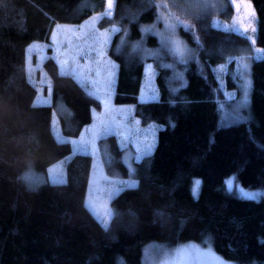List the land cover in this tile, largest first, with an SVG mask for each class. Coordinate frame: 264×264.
<instances>
[{
  "label": "trees",
  "instance_id": "16d2710c",
  "mask_svg": "<svg viewBox=\"0 0 264 264\" xmlns=\"http://www.w3.org/2000/svg\"><path fill=\"white\" fill-rule=\"evenodd\" d=\"M88 1L0 0V264H143L152 245L188 242L212 246L235 264H264V58L251 66L249 117L219 118L213 68L252 45L244 35L216 29L212 15H197L188 0H116L112 16L103 17L102 29L121 32L108 51L117 65L114 103L137 102L145 65L152 63L160 100L138 104L135 117L141 126L163 129L154 151L135 163L138 187L114 198L107 231L85 206L92 157L72 155L69 140L92 123L99 101L73 77L60 75L49 58L43 70L52 101L37 105L26 51L36 42L49 44L55 25L86 20L93 13ZM96 1L103 10L104 0ZM250 1L257 45L264 49V0ZM233 12L228 5L226 13ZM153 26L158 31L145 34ZM138 42L142 48L133 51ZM55 112L68 143L57 142ZM109 141L119 156L116 138ZM61 162L66 181L51 183L49 169ZM26 174L32 183L24 181ZM35 174L43 184L33 190ZM233 174L242 188L263 191L262 199L230 192L226 180Z\"/></svg>",
  "mask_w": 264,
  "mask_h": 264
},
{
  "label": "rangeland",
  "instance_id": "374dc122",
  "mask_svg": "<svg viewBox=\"0 0 264 264\" xmlns=\"http://www.w3.org/2000/svg\"><path fill=\"white\" fill-rule=\"evenodd\" d=\"M87 1V0H86ZM190 8L197 15H212L213 26L227 32L244 35L249 38L252 48L251 52L242 54L239 57H230L224 64L213 68L219 86V97L222 101L221 107L218 110L219 118L226 115V120L238 121L240 118H248L250 111V100L252 86L247 91V102L245 103V81H251V66L255 61L264 58V49L257 45L258 37V22L257 14L253 3L250 0H236L239 8L233 6L232 0H188ZM93 13L82 23L77 25H60L54 26L50 36L49 44L33 43L26 51V71L28 79L37 88L38 96L35 103L37 105L47 106L52 101V82L50 77L43 70V63L51 58L58 66L59 74L62 75V67L60 60L65 58H75L82 67L91 66L93 69H98L99 76L92 75L89 81L95 79L98 81L97 86L90 82L82 85L81 82L70 74H63L73 77L89 94L99 89V96L110 99L109 111L105 113L101 99H98L100 108L93 112V121L87 127H84L78 139L81 137L89 139L92 128L98 123L96 117H102L107 128L101 131L96 139V150L93 152L89 148L86 152H75L72 155L83 154L92 157V168L90 176V184L87 194L86 203L88 200H95L98 205V210L103 218V209L106 206L113 212L112 202L119 194H114V188H123L122 182L130 180L136 181L139 185V180L133 175L136 168L135 163L141 162L148 157L155 149L158 141V133L162 126L149 125L141 126L137 124L135 111L138 104L160 100V93L156 83V71L152 63H146L143 82L140 93L137 97V102L133 104L118 105L114 103V93L117 85V65L108 60V51L112 43L113 37L120 34V29L117 26L102 29L101 21L104 16H112L116 4L113 0V8L107 7V0H104L103 10H96L100 2L96 0L88 1ZM228 5H231L234 12L226 13ZM109 11L111 14L109 15ZM98 18L93 21V18ZM58 26H62L58 28ZM84 26V27H81ZM66 28L77 29V34L68 35L65 41ZM158 27L146 28L145 34L157 32ZM53 33H56L57 43H60L59 50L53 43ZM100 33L107 34V42L103 40L100 43H94L92 36H99ZM253 40L255 43H253ZM126 43V34L124 33L119 41V47ZM181 44V42H176ZM176 44V45H177ZM78 46V47H77ZM141 42L132 45V50L141 49ZM50 50V52H49ZM102 50L103 55L98 56L97 51ZM234 63V66L232 64ZM109 73L111 75L109 76ZM105 80H109L110 84L106 88ZM96 98V96L91 95ZM97 99V98H96ZM65 111L64 107L59 109ZM150 126H154V136L148 132ZM52 128L55 136L65 139L60 130L57 113L53 115ZM114 136L117 140L121 154L116 156L109 138ZM72 144V143H71ZM149 145L151 146L149 149ZM73 148V145H72ZM122 165V166H121ZM123 167V168H122ZM36 179L29 188L35 190L42 184L41 176L35 174ZM28 177V179H25ZM48 178L51 183L62 184L66 181L65 163H57L49 169ZM26 183H32L33 177L26 174L24 176ZM36 180V181H35ZM199 181V180H198ZM231 182V191L240 197H244L245 193L259 192L261 195L255 201H260L263 197V191L242 188L238 181L237 175H231L227 180ZM92 215L93 212L88 209ZM96 219L97 217L94 216ZM98 221V219H97ZM99 222V221H98ZM143 264H235L234 262L224 259L219 255L212 246L202 245L196 242H188L179 244L173 247H164L159 245L150 246L145 254Z\"/></svg>",
  "mask_w": 264,
  "mask_h": 264
},
{
  "label": "snow or ice",
  "instance_id": "6c2138e0",
  "mask_svg": "<svg viewBox=\"0 0 264 264\" xmlns=\"http://www.w3.org/2000/svg\"><path fill=\"white\" fill-rule=\"evenodd\" d=\"M233 6L236 7L237 9L239 8V5L236 3V0H232ZM107 7L109 10H111L113 8V0H107ZM111 14V12L109 11V15ZM98 18H93V21H95ZM177 23H182L180 21H177ZM62 26H58V28H60ZM84 27V26H81ZM170 27H175V25H170ZM187 28V26H185ZM72 34V35H76L77 34V29L75 28H66L65 30V41H67L68 39V35ZM53 43L54 45H56L57 49L59 50L60 47V43H57V36L56 33H53ZM92 39L94 41V43H100L101 40H103L104 43L107 42V34L106 33H100L99 36H92ZM253 43H255V41L253 40ZM78 47V46H77ZM97 55L98 56H102L103 55V51L99 50L97 51ZM61 67H62V75L67 73L72 75L73 77L77 78L82 85L86 84V82H90L94 88L97 86L98 81L95 79H92L89 81V77H91L92 75H96L99 76L100 72L98 69H93L91 66H87V67H82L79 62L77 61V59H75L74 57L69 59V58H65L63 60L59 61ZM111 75V73H109V76ZM178 79H181V77L177 76ZM105 87L107 88L110 84L109 80H105ZM185 85L183 83H181V87H184ZM251 86V81L246 80L245 81V103L247 102V91L248 88ZM178 91V89H173V92ZM89 95H94L96 96L97 99H101V102L104 106L105 109V113H107L109 111V106H110V99L109 98H102L99 96V89L96 88L95 92H89ZM96 119L98 120V123L92 128L91 130V136L89 139H85L84 137H81L80 141H71L72 145H73V151L79 153V152H86L89 150V148H91V150L93 152H95L96 150V139L97 137L100 135L101 131L105 130L107 128V124L105 122V120L102 117H96ZM137 124L139 123L138 121L136 122ZM173 127L175 125H172ZM148 132H151L154 136V126H150L148 129ZM57 142L58 143H68V141L62 139L59 134H57L56 136ZM150 145H149V149H150ZM25 179H28V177H25ZM123 183V188H114L113 192L114 194H119V192L123 191L124 188L127 189H136L138 187V184L136 181H128V182H122ZM199 185H200V181H194L193 182V188H192V194L194 198H198L199 195ZM228 190L231 191V182H228ZM261 195V193L256 192V193H245L244 197L245 199L248 200H256L258 199V197ZM88 209H90L94 216L97 217L99 223L101 224V226L104 228L105 231H107L109 229L110 226V222L111 219L114 216V213L111 211V209L107 208L106 206L103 209V213L102 216L103 218L101 219V212L98 210V205L96 203L95 200H88L86 205H85ZM157 215H163V213H157Z\"/></svg>",
  "mask_w": 264,
  "mask_h": 264
},
{
  "label": "crops",
  "instance_id": "0c3cea01",
  "mask_svg": "<svg viewBox=\"0 0 264 264\" xmlns=\"http://www.w3.org/2000/svg\"><path fill=\"white\" fill-rule=\"evenodd\" d=\"M87 127V126H86Z\"/></svg>",
  "mask_w": 264,
  "mask_h": 264
}]
</instances>
